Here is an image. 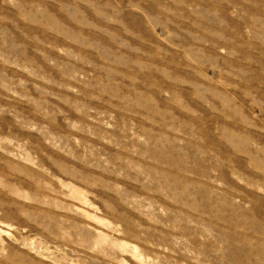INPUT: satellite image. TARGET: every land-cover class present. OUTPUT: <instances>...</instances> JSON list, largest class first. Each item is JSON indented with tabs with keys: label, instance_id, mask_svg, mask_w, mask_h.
<instances>
[{
	"label": "rangeland",
	"instance_id": "1",
	"mask_svg": "<svg viewBox=\"0 0 264 264\" xmlns=\"http://www.w3.org/2000/svg\"><path fill=\"white\" fill-rule=\"evenodd\" d=\"M0 264H264V0H0Z\"/></svg>",
	"mask_w": 264,
	"mask_h": 264
}]
</instances>
